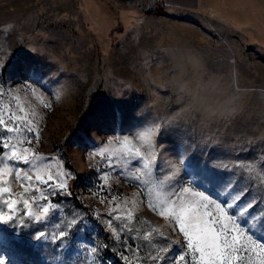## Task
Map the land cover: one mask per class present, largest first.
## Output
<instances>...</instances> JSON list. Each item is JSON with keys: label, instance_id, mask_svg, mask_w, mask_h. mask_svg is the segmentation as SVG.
I'll return each instance as SVG.
<instances>
[{"label": "rangeland", "instance_id": "rangeland-1", "mask_svg": "<svg viewBox=\"0 0 264 264\" xmlns=\"http://www.w3.org/2000/svg\"><path fill=\"white\" fill-rule=\"evenodd\" d=\"M158 5L0 0V102L26 100L41 132L20 148H34L53 173H71L66 191L33 185L48 197L40 205L56 206L46 220L17 213L0 224V264H156L151 256L176 264L182 255L180 264H194L198 254L174 222L148 207L186 187L219 201L232 185V195L246 191L240 204L258 201L253 215L264 213V0H198L187 14L149 12ZM157 125L145 170L119 141L140 146L137 134ZM106 146L116 151L111 163L109 153L97 154ZM11 191L21 199L15 178ZM60 231L67 235L56 239Z\"/></svg>", "mask_w": 264, "mask_h": 264}, {"label": "snow or ice", "instance_id": "snow-or-ice-1", "mask_svg": "<svg viewBox=\"0 0 264 264\" xmlns=\"http://www.w3.org/2000/svg\"><path fill=\"white\" fill-rule=\"evenodd\" d=\"M59 98L58 94L57 99ZM13 99L16 102L15 106L0 102V148L8 150L0 152V182L8 185L0 187V197H3L0 199V204L7 208L6 212L0 209V224L14 221L17 213L35 221H44L56 206L51 203L40 205L38 200L48 201V197L44 195L43 187L33 185H43L49 189L56 187L66 191L67 180L71 178V173L63 171L53 173L51 162L39 163L40 154L34 148H20V145L25 143L31 144L33 138L39 142L40 119L31 105L28 108L24 107L26 100H22L18 95ZM40 103L43 104V101L41 100ZM44 107H51V105L44 104ZM16 109L22 115H18ZM158 127V125L148 127L137 134L135 139L139 141L140 146L133 144L129 137H124L119 141L125 156L131 154L143 158L145 170L150 169L154 159L151 149ZM14 139L16 143H12ZM142 148L148 150L147 157H144ZM106 152L109 153L111 163L116 151H111L106 146L97 154L104 155ZM12 161L23 163L28 168L21 170L13 167L9 163ZM56 167L59 169V165ZM44 171H47V179L44 178ZM29 172H32V175H29ZM12 178L19 181L23 188V192L16 194L21 197L19 200L13 198ZM53 181L55 183H52ZM232 187V185L227 186L224 193L225 198L219 201L203 191L194 192L186 187L181 193L173 194L175 199L172 196L163 199L158 197V202L149 201L148 207L167 221L174 222L175 227L184 237L187 248L192 253L198 254L194 256V264H264V238L257 236L254 231L258 228L264 232V213L259 216L253 215L252 210L258 201L253 200L246 205L240 204L246 191L232 195L229 191ZM36 193H39V197L35 195ZM53 194L56 193L53 192ZM115 200L116 197H113L110 203ZM101 202L103 203V200ZM133 204L135 205V201ZM21 206L24 209L23 212H21ZM116 207L119 208L120 205L117 204ZM123 215L128 221L135 218V213L132 211H127ZM115 218L120 219L121 216L118 215ZM75 223V220L71 222V224ZM109 224L111 225V221ZM113 231L115 232V229ZM154 232H156L155 229L153 232L145 233L144 239H150ZM44 235L45 233L39 232L37 238ZM66 235V232L60 231L55 238L61 239ZM96 251V248L91 249L92 253ZM160 251L167 253L168 249L163 248ZM149 258L156 261V264H160L165 259L164 256H159V259L157 256ZM185 259L183 255L178 257L176 264H180Z\"/></svg>", "mask_w": 264, "mask_h": 264}, {"label": "crops", "instance_id": "crops-1", "mask_svg": "<svg viewBox=\"0 0 264 264\" xmlns=\"http://www.w3.org/2000/svg\"><path fill=\"white\" fill-rule=\"evenodd\" d=\"M137 1V0H136ZM198 0H161L159 3L165 13L187 14L194 11ZM145 8H151L153 0H138Z\"/></svg>", "mask_w": 264, "mask_h": 264}, {"label": "trees", "instance_id": "trees-1", "mask_svg": "<svg viewBox=\"0 0 264 264\" xmlns=\"http://www.w3.org/2000/svg\"><path fill=\"white\" fill-rule=\"evenodd\" d=\"M151 13H157V14H162L163 13V7L161 5L155 6L151 10H149Z\"/></svg>", "mask_w": 264, "mask_h": 264}, {"label": "built area", "instance_id": "built-area-1", "mask_svg": "<svg viewBox=\"0 0 264 264\" xmlns=\"http://www.w3.org/2000/svg\"><path fill=\"white\" fill-rule=\"evenodd\" d=\"M154 2H155V3H160V2H161V0H154Z\"/></svg>", "mask_w": 264, "mask_h": 264}]
</instances>
